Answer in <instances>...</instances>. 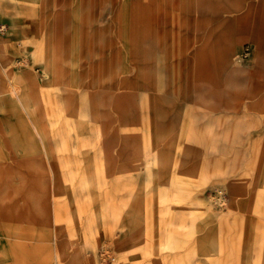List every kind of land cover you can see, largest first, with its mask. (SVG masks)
Masks as SVG:
<instances>
[{"label": "rangeland", "instance_id": "374dc122", "mask_svg": "<svg viewBox=\"0 0 264 264\" xmlns=\"http://www.w3.org/2000/svg\"><path fill=\"white\" fill-rule=\"evenodd\" d=\"M25 21L0 264H264V0H0Z\"/></svg>", "mask_w": 264, "mask_h": 264}, {"label": "crops", "instance_id": "0c3cea01", "mask_svg": "<svg viewBox=\"0 0 264 264\" xmlns=\"http://www.w3.org/2000/svg\"><path fill=\"white\" fill-rule=\"evenodd\" d=\"M4 10L10 12L9 14H16V10L13 6L7 5L6 7H3ZM4 24V23H3ZM4 25L1 26L4 27ZM10 27V26H9ZM9 27H6V29L1 30L0 29V43L4 46L7 54L12 56L14 59H17L19 56L23 55L25 53V50L27 46H29L30 42L33 41V44H36L35 34L31 31V23L28 21L21 22L17 29L13 32V36L8 34ZM8 38L11 39V41H6ZM3 54V51L0 50V56ZM235 62V61H234ZM234 65H238V62L233 63ZM16 96V99L21 101L19 91H16V88L14 89V93ZM20 239H35L40 240L39 238L29 237V236H18Z\"/></svg>", "mask_w": 264, "mask_h": 264}, {"label": "built area", "instance_id": "2783aa9c", "mask_svg": "<svg viewBox=\"0 0 264 264\" xmlns=\"http://www.w3.org/2000/svg\"><path fill=\"white\" fill-rule=\"evenodd\" d=\"M116 259H117L116 257H111V258H110L111 262H115Z\"/></svg>", "mask_w": 264, "mask_h": 264}, {"label": "bare ground", "instance_id": "6f19581e", "mask_svg": "<svg viewBox=\"0 0 264 264\" xmlns=\"http://www.w3.org/2000/svg\"><path fill=\"white\" fill-rule=\"evenodd\" d=\"M237 59L239 60V58L237 57Z\"/></svg>", "mask_w": 264, "mask_h": 264}]
</instances>
